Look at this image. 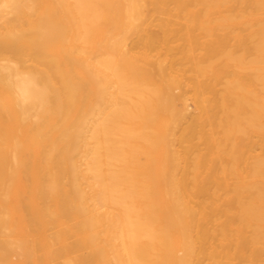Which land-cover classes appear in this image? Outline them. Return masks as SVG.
Listing matches in <instances>:
<instances>
[{"label":"bare ground","instance_id":"6f19581e","mask_svg":"<svg viewBox=\"0 0 264 264\" xmlns=\"http://www.w3.org/2000/svg\"><path fill=\"white\" fill-rule=\"evenodd\" d=\"M0 264H264V0H0Z\"/></svg>","mask_w":264,"mask_h":264},{"label":"rangeland","instance_id":"374dc122","mask_svg":"<svg viewBox=\"0 0 264 264\" xmlns=\"http://www.w3.org/2000/svg\"><path fill=\"white\" fill-rule=\"evenodd\" d=\"M219 16H220L219 13H216V15H214L215 19H216V20L218 19V20H217V23L220 22V21H219V20H220V19H219ZM226 26H227V25H226ZM218 28H219V30H220V26H217V29H218ZM222 32H223V31H222Z\"/></svg>","mask_w":264,"mask_h":264}]
</instances>
